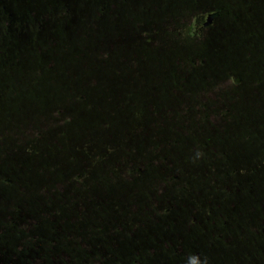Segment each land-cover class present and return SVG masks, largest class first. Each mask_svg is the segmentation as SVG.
I'll list each match as a JSON object with an SVG mask.
<instances>
[{"label": "rangeland", "instance_id": "rangeland-1", "mask_svg": "<svg viewBox=\"0 0 264 264\" xmlns=\"http://www.w3.org/2000/svg\"><path fill=\"white\" fill-rule=\"evenodd\" d=\"M86 1L85 11L72 16L73 30L61 33L60 36L65 34L64 41L45 52L54 66L46 65L43 69L46 72L38 80L16 78L9 83L12 89H22L21 94H26L14 103H7L8 118L5 112H0V120H5L12 128V132L9 130L4 135L7 144H0V167H10L12 158L19 157L23 149L33 148L30 144L38 126L46 131L45 135L50 136L56 127L59 133L55 145H45L47 153L41 163L38 155L36 165L23 168L20 179L25 184L22 185L25 197L18 189L12 193L10 188L0 186L1 198L27 199L34 205L43 195L42 204L49 198L60 210L69 201L62 197L67 199L76 188L72 181L74 175L89 170L95 183L92 198L98 200V195H102L108 209L119 206V215L130 211L129 202L137 198V192L139 200H143L145 192L156 182L159 183L157 196L170 183L180 189L183 198L200 193V199L209 204L216 195L211 178L216 180V170L224 168L232 176L225 171L222 177L218 175L222 187L217 192L219 202L225 200L229 187H233L243 197L251 190L245 204L251 200L252 206H263L264 111L263 122L256 124L259 111L256 104L264 105V90L256 96L252 88L264 86V32L259 29L261 25L257 27L264 17L260 13L264 0H203L204 6L226 4L231 11L224 32L210 34L207 39L195 35L192 38L189 24L193 12L189 7L193 0H174L171 5V0ZM76 3L78 8L85 4L83 0ZM251 7L258 18L254 30L235 27L233 22L247 19ZM150 23L155 24H152L154 32L148 31L146 24ZM148 37H152V41H148ZM250 39L255 42L249 43ZM232 70L244 73V79L247 73L253 80L257 78L253 87L244 84L241 76L238 81H232ZM19 90L11 92L8 101L18 97ZM175 91L180 95H175ZM247 96L253 99L250 106ZM155 104L159 113L154 116L149 109ZM169 109L173 110L172 117L165 112ZM204 112L210 114L205 116ZM61 116V119L71 117L64 123L57 118ZM216 120L222 121V133L215 142L219 155L214 156L211 152L216 154V150L208 132ZM15 123L21 128L17 133L13 131ZM136 124L142 126L140 137L134 136L138 132ZM171 126H179V133L173 132ZM181 127H185L184 130ZM158 135L162 136L161 146L171 138L181 140L175 147L170 145L158 151L154 142ZM183 136L190 138L192 144L189 140L182 142ZM73 139L79 141H74V150L61 148ZM87 140L92 142V157L78 153L80 148L84 152L82 146ZM132 146L139 153L131 159ZM108 148L114 149L115 155L102 161L98 154ZM161 151L170 153L171 169H175L170 182L159 180L162 166L158 163L149 170L147 162L133 164L141 157L154 161L158 155L150 153ZM206 152L208 155L203 154ZM120 159L123 166L132 164V172L138 169L135 174H139L140 168L146 173L139 178H115V167ZM20 160L27 162L24 154ZM250 166L258 169L257 183L254 188L241 192L236 187L241 185L233 180L240 173L231 169ZM196 170L195 175L186 174ZM10 177L17 180V175ZM185 178L192 183L189 185ZM58 186H64L62 191L57 192ZM44 187L47 190L40 193ZM96 207L98 203L94 201L86 215L98 212Z\"/></svg>", "mask_w": 264, "mask_h": 264}, {"label": "flooded vegetation", "instance_id": "flooded-vegetation-1", "mask_svg": "<svg viewBox=\"0 0 264 264\" xmlns=\"http://www.w3.org/2000/svg\"><path fill=\"white\" fill-rule=\"evenodd\" d=\"M76 1L0 0V112H5L6 118L9 116L7 103H14L16 99L26 94H21L22 89H12L10 87L12 84L9 83L16 78L38 80L46 72L43 71L46 65L50 68L54 66L45 52L58 47L64 41L65 34L60 35L64 31L73 30L72 16L84 12L88 7V1L83 0L85 4L79 8L76 7ZM172 2L174 0H171L169 5ZM103 3H106V0H103ZM261 3L264 4V1ZM226 6L228 5L204 6L203 0H193L189 7L193 12V20L189 24L192 38L195 35L200 39H207L210 34L224 32L227 25L226 18L231 15L229 6ZM262 9L260 13L264 14V8ZM248 14V18H244L240 23L233 22L234 26L242 29L250 27L254 30L258 18L253 13L252 7L248 10ZM209 18L212 21L208 24ZM260 21L257 27L261 25L259 29L264 32V17H261ZM152 24H146L150 32L156 30L153 27L155 24L153 26ZM254 42L253 39L249 41V43ZM18 90L20 95L11 96L13 98L8 101L11 92ZM255 93L256 96L260 95V92ZM174 94L180 95L176 91ZM74 98L76 99L75 95ZM248 100L250 106L253 99L248 97ZM256 105L259 109L256 122L258 124L263 122L264 105ZM149 112L154 116L159 113L157 105H151ZM165 112L172 117L173 110L169 109ZM204 113L205 116L210 114ZM62 117L57 118L64 122L65 118L61 119ZM221 123L222 121L216 120L215 125L208 132L216 150V154L211 152L214 156L219 155V148L215 142L221 138ZM38 128L35 129V138L30 144L33 148L23 149L21 153L25 155L27 162H22L19 155L9 161L10 167H0V186L10 188L12 193L18 189L24 193V197L26 190L22 185L25 184H22L20 179L23 168L27 166L29 169L32 165H36L38 155L41 163L43 155L47 153L45 145H55L56 134L59 133L58 127L53 129L50 136L45 135L46 131H42L41 126ZM136 128L138 132L134 136L140 137L143 134L139 132L142 126L136 124ZM184 128L181 127V130ZM20 129L15 123L13 131L17 133ZM9 130L12 132L11 125L5 120H0V144H7L4 135ZM172 130L179 133V126L172 127ZM161 138L162 136L158 135L154 139L158 151L159 149L163 151L164 147L170 145L175 147L181 140L171 138L161 146L159 145ZM188 140L189 144H192L190 138L182 137V142L186 143ZM74 141L76 140L73 139L68 144L70 146L67 147L68 150L76 146ZM91 144L92 142L85 141L82 146L84 152L82 153L80 148L78 153L84 157H92ZM19 149L22 148L19 146ZM132 151L131 159L139 153L134 146ZM162 151L158 154L149 152L151 156L158 155L154 161L141 157L133 164L147 162L150 166L147 169L149 170L158 163L162 166L160 169L162 177L159 180L166 179L170 182L175 169H171L170 153ZM100 153L104 154L105 151ZM207 153L203 154L208 155ZM121 159L118 160L113 175L117 179ZM243 168L231 169L235 173H240L238 178L233 180L241 185V187L236 186L241 192L254 188L258 173L251 166ZM137 170L133 169L131 178H139L146 173L140 168L139 174H135ZM224 171V169L216 170L217 179L211 178V187L216 192L212 203L203 202L199 197L200 193L191 195L192 198H183L180 189L178 191L175 189L178 187L170 183L164 186L163 193L157 196L155 191L159 183L156 182L153 188L145 192L143 200H139L140 194L136 193L137 198L129 202L130 211L126 212V215H119L118 211H121L119 206L118 208L114 206L118 210L108 209L107 202L102 201V195H98L99 201L92 198L94 196L92 188L95 183L93 173L89 170L74 175L83 183L72 179L76 188L71 190L69 196L66 195L65 201H69L60 210L49 205L47 200L42 204L43 195H40L39 203L34 202L36 203L34 205L29 204L30 201L27 199L19 201L7 197L3 199L0 196V264H149L151 262L153 264H264V204L261 207L252 206L249 204L251 200L245 204L244 200L249 199L245 197L251 196V190L243 197L242 194L238 195L233 187H229L227 199L219 202L217 192L218 188L222 187L219 185L218 175L222 177ZM196 172L197 170L195 173L190 171L186 174L195 175ZM11 175H17V180L11 178ZM227 175L232 176L230 172H227ZM123 177L129 178L127 175L119 178ZM186 181L189 185L192 183V180L186 179ZM63 187L58 186L57 192L62 191ZM42 190L43 188L40 189V193ZM177 191L178 194H175ZM94 201L98 203V207L95 208L98 212L87 216L86 212L91 209ZM51 212L53 215H50Z\"/></svg>", "mask_w": 264, "mask_h": 264}, {"label": "trees", "instance_id": "trees-1", "mask_svg": "<svg viewBox=\"0 0 264 264\" xmlns=\"http://www.w3.org/2000/svg\"><path fill=\"white\" fill-rule=\"evenodd\" d=\"M150 33V32H149ZM151 34V33H150ZM150 36V35H149ZM148 39V41H152V37H148L147 38ZM106 54H108V49L106 50ZM196 60V59H195ZM194 60V61H195ZM195 63H196V61H195ZM262 68L264 69V67L262 66ZM232 75V81H234V82H236V81H238L239 79H240V76L242 77L241 79L244 81V84L245 83H248L249 84V86L250 87H253V84H254V82L257 80V78L256 79H254L253 80V76L251 75V74H246L247 76H246V79H244L243 78V76H245V74L243 73V74H240V73H238V72H236V71H231L230 72ZM249 75V76H248ZM251 75V76H250ZM241 80V81H242ZM244 84H240L239 86H241V85H244ZM259 87V89H256V87H254V88H252V90L254 91V92H260V94L261 93H263L262 92V90H264V86L263 85H261L260 84V86H258ZM262 89V90H261ZM243 98V97H242ZM232 100H234V99H232ZM233 102V101H232ZM229 105H231V103L229 104ZM230 112V111H229ZM227 115H229V113L227 114ZM70 120V117H66L65 118V120H64V123H66L67 121H69ZM67 147L69 148L70 146L68 145V144H66V146L64 145V146H62L61 148H66L67 149ZM67 151H68V149H67ZM100 157H101V159L103 158V159H106L107 160V158L108 157H113L114 155H115V151H114V149H107V150H105V153L104 154H98ZM131 165L132 164H126L125 166H123L122 164L121 165H118V167L120 168H118V174H119V176H118V178L120 177V176H122V175H127L129 178H131L132 176H133V172H132V169H131ZM228 165V164H227ZM224 169V168H223ZM253 170H258V169H256V168H253ZM123 178H125V177H123ZM73 179H76L77 181H79V182H81V183H83L82 181H81V179H79V178H77L76 176L73 178ZM45 191L47 190V188L46 187H44L43 188ZM21 193L24 195V193L21 191ZM26 193V192H25ZM48 197H50L49 196V193L47 194V198ZM62 200H66V199H62ZM49 203V205H52V202H51V200L48 198V200H47ZM50 215H53V213L51 212L50 213Z\"/></svg>", "mask_w": 264, "mask_h": 264}, {"label": "water", "instance_id": "water-1", "mask_svg": "<svg viewBox=\"0 0 264 264\" xmlns=\"http://www.w3.org/2000/svg\"><path fill=\"white\" fill-rule=\"evenodd\" d=\"M211 21H212V19H211V18H209L207 23L209 24V23H211Z\"/></svg>", "mask_w": 264, "mask_h": 264}]
</instances>
